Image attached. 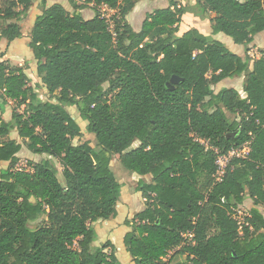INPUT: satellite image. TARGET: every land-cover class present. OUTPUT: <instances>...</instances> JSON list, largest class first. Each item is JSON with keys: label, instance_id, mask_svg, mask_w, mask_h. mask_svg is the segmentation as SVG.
<instances>
[{"label": "trees", "instance_id": "16d2710c", "mask_svg": "<svg viewBox=\"0 0 264 264\" xmlns=\"http://www.w3.org/2000/svg\"><path fill=\"white\" fill-rule=\"evenodd\" d=\"M33 1L0 0V42L22 37L19 21ZM138 1L71 0L76 9L96 10L85 19L42 0L30 48L55 101L39 98L24 67L0 61V109L8 101L26 106L13 109L10 121L0 114V162H9L0 172V264H119L115 243L95 245L91 225L117 211L122 183L111 169L114 154L127 170L152 175L133 189L146 207L124 221L135 264H165L177 248L187 258L174 264H264V51L250 70L252 59L225 42L196 27L180 32L187 9L174 0L135 30L126 16ZM197 2L215 14L213 34L236 44L264 31V0ZM102 6L115 11L113 29ZM246 71L245 96L234 87L215 92ZM173 75L182 81L171 82ZM68 106H77L100 151L74 142L82 129ZM15 129L23 143L9 138ZM247 141L249 155L233 158L217 181L218 154ZM24 144L57 158L66 184L50 158L18 168ZM246 193L253 207L241 222L235 213ZM39 215L47 222L31 227Z\"/></svg>", "mask_w": 264, "mask_h": 264}, {"label": "rangeland", "instance_id": "374dc122", "mask_svg": "<svg viewBox=\"0 0 264 264\" xmlns=\"http://www.w3.org/2000/svg\"><path fill=\"white\" fill-rule=\"evenodd\" d=\"M65 4H67L68 8L75 11V7L72 6V4L69 2L67 3L66 0ZM172 0H139L136 2L135 7L133 10L126 16L127 21L131 24V26L135 30H140L143 20L145 19L147 13L153 12L158 8H163L169 6ZM178 4V6H183L187 9V12L181 17L180 19V32H184L187 29L191 27L199 28L201 31L207 33L206 35L213 38L214 34L212 32V16L213 13H205L202 11V8L198 4L197 0H174ZM40 7H43L42 0H39V2L32 7L30 11V15L19 21V23L22 26V36L27 37L25 35H28L29 29L32 30L33 25V19L35 18L36 14L40 10ZM107 9H104L103 11L106 12L105 14L108 16L110 21V26L113 29L114 22L113 20V14L115 11H111ZM32 26V27H31ZM31 33V32H30ZM227 39V45L229 48L239 54L248 56L251 60L250 70L253 68V62L255 59L259 58L264 51V33L259 34L255 37V40L251 44H236L233 39L226 35ZM7 40V41H6ZM22 38H18L16 41L12 42L8 39H2L0 42V59L5 58L6 56H9L8 62L12 64L11 62H16L25 68L26 72L30 76V84L35 88L36 92L39 94V98L43 101L46 100H53L55 101V98L53 97L51 93H49L48 89L45 87L42 77L38 74L37 71V65L35 64L33 57V52L30 46H27L26 49H24V52L26 56H24L21 59H17L18 61H14L12 58H16L14 52L20 51V48H17L16 46L20 45L22 43ZM14 51V52H13ZM23 51V50H22ZM17 53V52H15ZM30 54V55H29ZM12 60V61H11ZM1 61V60H0ZM13 65V64H12ZM249 71H246L242 74H235L231 77H228L224 79L222 82L214 86L215 92H219L223 88H236L242 96H245V82H246V76ZM107 87V84L105 85ZM57 94V93H55ZM11 109L17 110L18 112H24L26 109L25 105H22L20 108H17L15 105H10ZM5 108V105L3 107V110ZM68 110L72 113L78 124L81 126L82 134L81 137L75 138L74 142H85L89 141L93 147L97 151H100V146L98 145V141L96 138V135L94 133H90L87 130V121L83 119V117L80 115V112L77 108V106H68ZM13 133V132H12ZM14 134H16V131L14 130ZM11 135L9 136V138ZM140 142L137 140L133 143V147L139 146ZM27 148V146H26ZM20 161L18 162L17 166L18 168H23L27 170H32V164L33 162H38L43 159V157L46 155L43 154H37L32 151H30L28 148L27 150H24L22 153H20ZM44 157V158H45ZM48 157V156H47ZM55 165L59 169V175L58 178L60 182L65 185L66 179L62 173L63 167L60 163V161L57 158L49 157ZM9 163L2 165V169L8 168ZM111 169L115 173L117 179L125 185L123 188V192L121 194L120 201L117 205V211L116 214L109 219L105 220H99L97 222L92 223L91 225L95 227L97 230V233L99 235V239L95 245H101L106 240H112L116 245V254L119 259V264H135L133 257L130 255V253L127 251V248L125 246L124 237L125 234L130 231L132 228L128 227L124 224V221L126 218H132L134 215L144 209L146 207V200L145 198H135L133 189L135 188L136 184L138 183L135 181L136 179L134 177L126 178L123 176L124 173L128 174L131 171L127 170L121 163L120 156L118 154H114L111 159ZM1 171V169H0ZM136 175H139L136 173ZM149 180L152 181V175H148ZM131 197V198H130ZM253 207V200L251 197L246 193L244 197V203L240 205L239 208L236 209L235 215L237 218L243 222L245 216L248 214L250 208ZM259 208L264 213V205L259 206ZM47 222V217L45 215H39L38 218L30 223L31 227H37L39 225L45 224ZM112 238V239H110ZM181 248H177L170 252L169 257L166 259L165 264H174L176 262H182L185 261L187 256L185 254L180 253Z\"/></svg>", "mask_w": 264, "mask_h": 264}, {"label": "crops", "instance_id": "0c3cea01", "mask_svg": "<svg viewBox=\"0 0 264 264\" xmlns=\"http://www.w3.org/2000/svg\"><path fill=\"white\" fill-rule=\"evenodd\" d=\"M39 2V0H34L33 1V4H32V6H31V8L29 9V12H28V16L30 15V11H31V9H32V7H34V5H36L37 3ZM66 2L67 3H71L72 4V2H71V0H66ZM46 3H47V6H50V5H53V4H55V3H60V4H62V5H64L70 12H72V13H74V12H79V13H81L82 15H83V17L85 18V19H90V18H92V17H94L95 15H96V10L92 7V5L90 4V5H88L87 7H85V8H83V9H75V11H73V10H71V9H69L68 8V6H67V4H65V1L64 0H46ZM84 3V0H73V4H76V5H80V4H83ZM73 4H72V6H73ZM74 7V6H73ZM43 7H40V10L38 11V13L36 14V16H35V18L33 19V24H34V21L36 20V18H37V16H39L40 14H42V12H43ZM101 9H102V11L104 10V9H107L106 7H104V6H102L101 7ZM108 10H110V9H107V11ZM112 11V10H111ZM215 14L213 13V16H214ZM212 16V17H213ZM10 20H8L7 22H9ZM13 21H16V20H13ZM33 26V25H32ZM31 26V27H32ZM199 29V28H198ZM31 28L29 29V33H28V35H25V36H27V37H24V36H22V37H20V38H22L23 40H22V43H20V45H18V46H16L17 48H20V51H15V52H17V53H15L14 51V54H15V56H16V58H12L14 61H18L19 59H21V58H23L24 56H26L25 55V53L26 52H24V49H26V47L27 46H30V41H31ZM203 32V31H202ZM203 33H205V32H203ZM262 33H264V31L263 32H261V33H259V34H262ZM205 34H207V33H205ZM258 34V35H259ZM257 36V35H256ZM214 39H217V40H221V41H223V42H226L227 43V37H226V35L224 34V33H217V34H214V37H213ZM3 39H6V38H3ZM18 39V38H17ZM17 39H15V40H13V41H11V43L12 42H14V41H16ZM2 41V40H1ZM7 41V40H6ZM241 45V44H240ZM23 50V51H22ZM30 55V54H29ZM9 59V56H6L5 58H3V59H0L1 61L2 60H8ZM18 59V60H17ZM32 60H34V62H35V64L37 65V60L33 57V59ZM12 61V60H11ZM13 65H20V64H18V63H16V62H11ZM14 105V103L12 102V101H8V103H6L5 104V108H4V110L2 111L1 109H0V114L2 115V118L4 119V120H6V121H10L11 119H12V116H13V111H12V109H11V106L10 105ZM15 131H16V134H14V130L11 132V137L10 138H13V139H17L18 141H20V142H22L23 143V139L19 136V133H18V130L17 129H15ZM24 150H27V148H26V145L24 144V146H23V148H22V150L17 154L18 155V157H19V159H20V153H22ZM31 151V150H30ZM38 154V153H37ZM43 155H46V157L44 158L43 157V159H46V158H49V157H52V156H49V155H47V154H43ZM48 156V157H47ZM43 159H41V160H43ZM20 161V160H19ZM7 163H9L8 161H2V162H0V169L2 170V165H5V164H7ZM5 169V168H4ZM1 172V171H0ZM123 176L124 177H126V178H129V177H134L136 180L135 181H137V182H139V180H145V181H148V182H150L151 180H149V176L148 175H144V176H142V175H136V173H134V172H130V173H128V174H126V173H124L123 174ZM138 184V183H137ZM136 184V185H137ZM125 187V185L122 183V190H123V188ZM123 192V191H122ZM122 192H121V194H122ZM134 197L137 199V198H139V197H141V198H143V196H142V193L140 192V191H138V192H135L134 193ZM121 198V197H120ZM131 198V197H130ZM119 201H120V199H119ZM118 201V202H119ZM118 205V204H117ZM102 220V219H101ZM104 220V219H103ZM97 231V230H96ZM98 234V233H97ZM98 239H99V235L97 236V240L95 241V244L97 243V241H98ZM110 239H112V238H110ZM107 241V240H106ZM113 242V241H112ZM114 243V242H113ZM98 245V244H97Z\"/></svg>", "mask_w": 264, "mask_h": 264}, {"label": "built area", "instance_id": "2783aa9c", "mask_svg": "<svg viewBox=\"0 0 264 264\" xmlns=\"http://www.w3.org/2000/svg\"><path fill=\"white\" fill-rule=\"evenodd\" d=\"M104 12V11H103ZM106 12L103 13V17H105L108 21L109 18L105 14ZM203 145L206 146V148H210V142L207 139L204 138H199L198 139ZM216 152L217 149H215ZM251 151V141H247L242 145L239 146H233L231 147L227 153L225 154H218L216 164H217V171L215 173V179L217 181H221L227 171V168L231 162V160L235 157L237 158H246ZM185 238L187 241L191 240L193 237L192 231L186 232L184 234Z\"/></svg>", "mask_w": 264, "mask_h": 264}, {"label": "water", "instance_id": "95a60500", "mask_svg": "<svg viewBox=\"0 0 264 264\" xmlns=\"http://www.w3.org/2000/svg\"><path fill=\"white\" fill-rule=\"evenodd\" d=\"M182 81V78H180L179 76H177V75H173L172 77H171V82H173V83H179V82H181Z\"/></svg>", "mask_w": 264, "mask_h": 264}]
</instances>
